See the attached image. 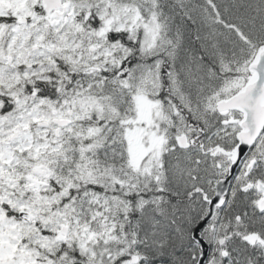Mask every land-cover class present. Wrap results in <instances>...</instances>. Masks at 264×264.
<instances>
[{"label":"snow or ice","instance_id":"snow-or-ice-1","mask_svg":"<svg viewBox=\"0 0 264 264\" xmlns=\"http://www.w3.org/2000/svg\"><path fill=\"white\" fill-rule=\"evenodd\" d=\"M0 264H264V0H0Z\"/></svg>","mask_w":264,"mask_h":264}]
</instances>
